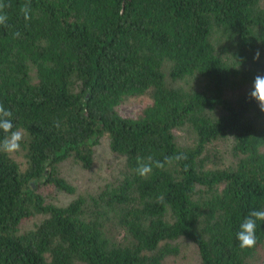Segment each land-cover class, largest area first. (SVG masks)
I'll list each match as a JSON object with an SVG mask.
<instances>
[{
	"label": "trees",
	"instance_id": "1",
	"mask_svg": "<svg viewBox=\"0 0 264 264\" xmlns=\"http://www.w3.org/2000/svg\"><path fill=\"white\" fill-rule=\"evenodd\" d=\"M2 2L0 104L24 165L0 152V264H168L181 239L199 264H249L264 222L253 249L236 233L264 210V112L249 96L264 0H31L27 22L26 0ZM143 94L150 104L120 114ZM102 138L122 165L79 193L61 166L90 170ZM177 153L135 172L137 157Z\"/></svg>",
	"mask_w": 264,
	"mask_h": 264
},
{
	"label": "clouds",
	"instance_id": "2",
	"mask_svg": "<svg viewBox=\"0 0 264 264\" xmlns=\"http://www.w3.org/2000/svg\"><path fill=\"white\" fill-rule=\"evenodd\" d=\"M10 5L0 0V26L9 27V16L5 11ZM20 14L24 20L30 21L32 18L31 0H26L19 8ZM14 37H19L20 33L15 32ZM261 51L257 49L253 55V60L259 62L261 60ZM251 99L257 102L261 112H264V74H258L254 78L252 89L249 92ZM53 127L59 129V121L53 122ZM0 131L4 133L0 139V152L5 154H14L20 151L21 144L24 139L23 130L16 127L13 123V112L6 109L3 104H0ZM187 156L183 153H177L172 156L165 157L162 161L155 159L152 155L137 157L136 174L140 178H147L152 174L154 169H163L166 165L171 166L174 163L186 160ZM258 222H264V210H251L247 217L240 224V230L236 233V238L239 241L241 249H253L257 244V225Z\"/></svg>",
	"mask_w": 264,
	"mask_h": 264
},
{
	"label": "rangeland",
	"instance_id": "3",
	"mask_svg": "<svg viewBox=\"0 0 264 264\" xmlns=\"http://www.w3.org/2000/svg\"><path fill=\"white\" fill-rule=\"evenodd\" d=\"M150 103L151 98L147 94H143L127 98L117 106V109L123 116L134 117ZM15 158L20 161L21 167H23V158L19 153L16 154ZM121 165L122 157L112 153L109 150L108 140L102 138L95 148L94 165L90 170H83L70 161H65L61 168L63 176L73 183L80 193L85 189H95L97 186L109 181ZM57 198H59L60 203H66L72 198V195L61 194ZM32 221H28L26 226L30 225ZM178 242L180 244L179 254L172 257L168 264H199L196 246L183 239ZM249 261V264H264V244Z\"/></svg>",
	"mask_w": 264,
	"mask_h": 264
}]
</instances>
